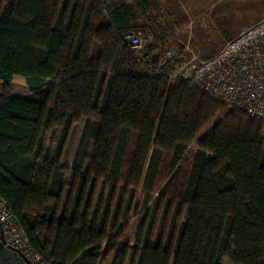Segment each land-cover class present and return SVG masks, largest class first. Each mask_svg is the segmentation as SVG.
<instances>
[{
    "label": "trees",
    "instance_id": "16d2710c",
    "mask_svg": "<svg viewBox=\"0 0 264 264\" xmlns=\"http://www.w3.org/2000/svg\"><path fill=\"white\" fill-rule=\"evenodd\" d=\"M129 8L0 0V194L48 264H264L263 123L173 79L159 39L136 59Z\"/></svg>",
    "mask_w": 264,
    "mask_h": 264
},
{
    "label": "built area",
    "instance_id": "2783aa9c",
    "mask_svg": "<svg viewBox=\"0 0 264 264\" xmlns=\"http://www.w3.org/2000/svg\"><path fill=\"white\" fill-rule=\"evenodd\" d=\"M125 37L130 43L134 57L138 60L141 59L146 43L159 44L158 38L154 35L148 34L143 37L138 31H129ZM162 55L165 59L170 58L173 51L163 48ZM187 67L178 69L171 77L183 79L197 86L226 104L229 109L244 111L264 125V18L228 41L215 56L201 61L191 69ZM0 223L6 245L19 249L35 264H48L42 255L33 249L24 227L8 200L1 194Z\"/></svg>",
    "mask_w": 264,
    "mask_h": 264
},
{
    "label": "rangeland",
    "instance_id": "374dc122",
    "mask_svg": "<svg viewBox=\"0 0 264 264\" xmlns=\"http://www.w3.org/2000/svg\"><path fill=\"white\" fill-rule=\"evenodd\" d=\"M103 7L107 5L115 6L117 3H121L122 0H112V1H102L99 0ZM224 13L222 19H220L219 28L222 32H219L216 37L204 36V37H179L181 42H165L167 46L172 47L174 50L180 52V48L183 50L179 53V61L177 63L178 69L188 66L187 68L191 69L197 66L201 61L205 60L207 57L205 55L210 54V51L220 43L224 38L230 40L233 37H222L221 34L236 29L241 24H248L255 18H258V21L264 18V0H227L225 3H222L218 9ZM218 12L219 11H215ZM212 28V27H210ZM214 29V28H213ZM218 29V28H217ZM196 30H199L197 27ZM131 31H138L142 33L143 37H146L148 34L147 29H140L136 26L133 27ZM220 35V37H219ZM127 39V38H126ZM145 40V38H144ZM223 48V47H222ZM0 88H2V81H0ZM12 92L20 94H29V88L26 85L25 80L17 76L12 83ZM85 120H82L77 125L76 129L73 131L69 139L67 140L66 145L64 146V156L63 162L71 169L73 164V159L81 139V135L85 126ZM59 133L55 134L49 132L46 137L45 145L46 147H51L56 149L59 145ZM197 148V143L194 142L190 146L189 151H192ZM108 188L104 187V184L101 183L98 187V192L96 195L95 204L98 203L99 199L102 196L108 194ZM139 201V200H138ZM136 204L132 207L131 211L128 212V216L125 217V211H121L119 216V221L122 223V227H127L125 231L124 242L134 243L136 234L139 228L141 221L143 220L144 214L138 215L136 213ZM223 264H233L229 256H225L223 259Z\"/></svg>",
    "mask_w": 264,
    "mask_h": 264
},
{
    "label": "crops",
    "instance_id": "0c3cea01",
    "mask_svg": "<svg viewBox=\"0 0 264 264\" xmlns=\"http://www.w3.org/2000/svg\"><path fill=\"white\" fill-rule=\"evenodd\" d=\"M227 0H122L117 6L130 7L128 21L131 26L147 29L160 40L164 48L171 49L176 55L180 52L166 45L165 42H181L179 37H216L222 30L219 28L223 12L218 10ZM215 11H219L218 14ZM259 18V17H258ZM255 18L248 24L240 25L230 33H222V37H236L245 28L258 21ZM197 27L199 30H196ZM212 27V28H210ZM214 28V29H213ZM218 28V29H217ZM141 32V31H140ZM220 37V35H219ZM231 38V39H233ZM230 39V40H231ZM224 38L210 54L211 58L219 53L227 44ZM223 47V48H222Z\"/></svg>",
    "mask_w": 264,
    "mask_h": 264
},
{
    "label": "water",
    "instance_id": "95a60500",
    "mask_svg": "<svg viewBox=\"0 0 264 264\" xmlns=\"http://www.w3.org/2000/svg\"><path fill=\"white\" fill-rule=\"evenodd\" d=\"M0 264H35L31 259L12 246L6 245L4 231L0 223Z\"/></svg>",
    "mask_w": 264,
    "mask_h": 264
}]
</instances>
